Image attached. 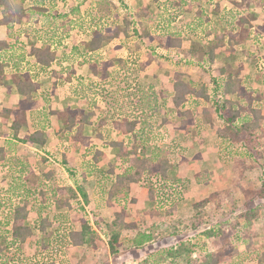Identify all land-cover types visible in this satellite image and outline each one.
I'll return each instance as SVG.
<instances>
[{
  "label": "rangeland",
  "instance_id": "1",
  "mask_svg": "<svg viewBox=\"0 0 264 264\" xmlns=\"http://www.w3.org/2000/svg\"><path fill=\"white\" fill-rule=\"evenodd\" d=\"M67 1L71 5L78 0ZM174 1L103 0L105 4L108 2L106 12L110 11L104 15L105 27L112 33H118V36L106 43L98 53L99 60L115 59V67L109 71L111 74L107 71L106 76L103 75L105 79L99 76L96 82L93 81L96 86L89 93L92 94L90 107L102 112L101 117L103 115V126L100 124L96 131L97 118L93 116L91 120V124L95 125L93 135L94 131L102 134L95 145L102 156L93 161L92 152L87 154L84 152L86 148L71 143L72 150L81 148L82 151H72L71 155L74 156H71L70 161L66 160V165L59 160L52 169L48 167L43 171L42 168L39 176V182L49 181L52 189L61 186L59 188L77 191V187H83L89 201L82 200L79 194L75 197L68 190L63 194L55 192L45 199L39 195L24 196L22 187L13 190L24 179L14 180L8 168L2 167L0 244L5 237L7 248L3 247L0 251V264H199L207 255L217 253L218 247L224 252L227 248L222 247L225 238L229 240L228 247L232 253L220 254L218 264H264V197L255 192L264 181V136H261L260 141L257 140L259 136H254L256 155L248 154L242 144L220 138L218 130L223 127L224 120L214 105L217 99L213 91L221 83L219 69L230 62L234 67H243L240 73L242 83L256 89L264 98V52L261 51L264 47V32L258 29L259 23L264 24V0L250 2L251 11L247 16L255 30L254 35L246 43L237 46L234 55L226 57L223 51L218 50L215 61L211 65L204 63V66L199 63L198 56L189 57L186 50L192 44L211 42L215 34L210 31L213 28L217 34H221L223 29L218 22L220 14L232 8L238 10L234 2L240 0H194L190 10L172 5ZM32 2L26 0L25 6H30ZM93 3L94 0H86L80 6L82 16H88L86 20H90L87 11ZM145 4L149 6L150 16L141 19L144 27L153 36L160 35L157 25L163 22L159 20V16L163 15L167 29L180 33V49L166 50L156 38H138L133 34L135 29L142 32L141 24L133 17L135 10ZM217 5L218 11L215 9ZM55 7L63 9L64 4L59 2ZM200 8L209 21L203 18V25L197 27L195 23L200 20L197 14ZM70 18L74 19V16L70 15ZM27 27L28 22L23 20L14 29L18 31ZM75 34L77 30L71 31V37L62 40L58 47L59 51L68 52L71 61H75L71 56V46L80 38L73 41L74 36H77ZM5 38L6 29L1 26L0 40ZM30 40L40 45L34 34H30ZM7 41L14 42L9 38ZM20 41L24 45L28 42L23 35ZM81 47L78 45L79 49ZM118 59L124 60L127 68L125 72L120 71ZM127 74L135 76V87L131 84L130 91L129 85L122 84V77ZM176 75L194 90L205 86L203 88L212 96L208 101L188 96L184 107L193 108L198 119V126H190L188 133L179 129V120L174 115L171 98ZM116 85L120 86L123 91L121 95L127 99L120 95L118 102L115 101ZM138 87L143 90L137 92ZM257 105L263 108L264 101H259ZM117 108L121 116L116 119L139 118L136 126L139 138L123 137L111 128L112 119L116 116L111 115L112 110L116 112ZM147 138L150 139V146L158 144L161 149L169 150L172 167L166 177L145 173L138 182L130 185L127 197L123 189L114 192L111 200H108V189L114 176L122 171V166L118 149L109 147L105 141L123 140L128 158L140 160L150 156L151 148H146ZM66 166L71 167L72 171H67ZM111 166L114 167V175L108 173ZM47 170L52 172L49 179L44 176ZM83 172L87 173L86 181L81 179ZM26 188L34 187L27 184ZM149 190L154 192V200H150ZM58 196L61 199L56 201ZM26 199L32 210L27 215L26 224L32 229L33 236L18 245L7 234V213L10 208L22 206ZM64 199L69 205L60 207L59 202ZM201 202L203 216L201 214V221L192 226L197 214L195 206ZM122 207H125L126 222L132 226L120 228V243L116 246L117 252H113L108 243L111 234L108 225ZM252 209L256 210V216L248 222L243 213ZM80 219L87 220L91 226L94 241L75 245L71 242L69 232L78 228ZM221 224H224L225 234L222 237L225 238L208 236L204 232L207 229L218 231ZM141 234L150 236V239L142 246L133 245L130 241ZM179 242L186 244L190 251L173 256L169 250L174 251Z\"/></svg>",
  "mask_w": 264,
  "mask_h": 264
},
{
  "label": "trees",
  "instance_id": "2",
  "mask_svg": "<svg viewBox=\"0 0 264 264\" xmlns=\"http://www.w3.org/2000/svg\"><path fill=\"white\" fill-rule=\"evenodd\" d=\"M32 1V4L27 7L25 6L26 0H0V10L2 13L0 17V25L6 28L9 38L13 39L14 41L12 43L0 41V71L5 64L13 66L16 71L15 74L17 78L15 82L16 90L23 96V99L19 103L18 109L10 112L8 111V113L13 115L11 128L15 137H17L21 127L23 124H25L24 121L26 119V114L32 110V104L35 101L34 93L39 89V84L35 80L38 72H46V69L48 67H52L54 64L58 65V67H60L63 72H68V67L70 68V66L57 59V51L58 47L62 43V40L71 37V31L77 30L76 35L82 34V41H84L83 43H86V46L91 49L89 54H83L82 56L79 52L78 46L72 44L71 56L73 59H75L74 63L77 65L88 63L90 72L92 70L93 75H97L98 72H102V79H105L103 75L106 76L107 70L113 66L116 61L115 59L103 61L98 59V52L104 47V45L118 36V33H112L108 27H105V22L103 21L104 15L110 12L109 10L106 12L108 2L105 4L103 0H94V3L87 11V14L90 16V20H86L88 16H82L80 9V6H82L86 0H78L76 4L74 3L75 5H70L67 0ZM192 1L194 0H175L172 5L181 7L182 9L186 8L187 10H190L193 5ZM250 1L251 0H240L234 2L236 8H239L238 10L232 8L228 10L227 13H221L218 22L220 23L223 32L221 34H217L216 29H211L210 31L215 33L211 42L208 44H192L186 50L187 55L189 57L198 56V61L199 63L201 62V66H204V63L211 65L215 61L218 50L223 51L226 57L234 55L236 53V47L247 42V40L250 39L255 33V30L252 29V25L246 11L243 9ZM59 2L64 4L63 9H56L55 5ZM218 7L219 6L217 5L215 8L216 11H218ZM197 14L200 16V20L195 23L197 27L203 25L204 19L209 21L208 17L204 15L205 13L202 8H200ZM70 15L74 16V19L70 18ZM144 16L147 18L150 16L149 6L147 4H145L143 7L141 6L139 9H136L134 12L133 18L138 21L137 23L141 24L142 30V32H139L136 29L133 30V34H135L136 37L142 38L146 36L149 39L156 38L159 41V45H161L166 50H170L172 48L180 49L182 42L180 33L167 29L168 25H165L163 20L165 17L163 15L159 16V20H162L164 23L161 22L160 25H157L160 30V35L156 37L144 27V24L141 20ZM23 20L28 22V27L25 29L20 28L18 31L15 30L14 26L17 24L20 25ZM90 24H92L91 27ZM258 27L260 32H264V24ZM30 34H34L37 41L40 42V45L37 46L35 41L30 40ZM19 35H23L26 38L28 41L26 42V45L20 41ZM75 39L77 38L74 36L73 41H75ZM29 57L33 60H31ZM63 62L68 61L65 60ZM117 63H120V71L125 72V69L127 68H125L126 64L124 60L118 59ZM98 65L100 66L99 69L97 68ZM242 69V66L239 65L234 67V65L230 62L226 63L222 68L219 69L218 76L221 83L217 84L215 87L216 90L214 88L213 91H215L216 96L220 95V98L219 101L214 103V105L224 120V125L218 130V136L223 140L242 144L244 150L248 152V154L255 153L256 155V138H254V136H259V138H257L259 141L262 139L261 136H264L263 108L257 105L259 101H262V96L257 93L256 89L254 90L247 84L245 85L242 83L243 80L240 76ZM48 74H56V71L51 69L49 70ZM44 75H46V73ZM69 76L75 77L74 81L76 82L75 86L72 87V94L74 96H78L80 99H86L90 105V101L92 100L90 95L92 94L89 93L94 91V82L91 80L85 81L84 78L80 76V74L76 73ZM176 76L177 78L173 83V95L171 98L173 107L175 108L174 115H176V118L179 120V129L183 130L184 133H188L190 126H198V119L195 110L193 108L184 107L188 96L192 95L196 98L201 97L207 101L211 100L212 96L207 92L206 88H203L205 86H201L199 90H194L193 87L191 88V86L184 82L182 78H180L178 75ZM122 80V84L125 85L126 83L125 86L129 85V91L131 84L133 87H135V84L133 83V80L135 81L134 75H123ZM213 81L215 82V78ZM218 86L220 88L218 90V94H216ZM122 87L124 86L122 85ZM117 88L118 89L115 90L114 98L115 101L118 102L117 99L120 97L123 91L120 86ZM142 90V87H138L137 92H141ZM121 97L123 99H127V97H124V95H121ZM138 101H140V98H138ZM114 111L112 110L111 115L113 116L116 114V116L112 119L113 121L111 122V128L118 131L121 135H123V137L133 136L134 138H139L140 135L137 134L136 129V126L139 123V118L133 116L132 118L126 117L124 120L121 118L116 119L121 115H119L120 113L118 108V112ZM65 112L67 122L65 128L68 131V135L66 136L69 137L73 143L80 142L82 145H84L86 148L85 152L87 154L92 152L93 161H97L98 158L102 156V152L96 149L95 145H90L92 139L91 136H85L83 134L84 125L90 123L88 117L94 115V113L91 110L85 112L80 108H66ZM41 113L45 116L48 115V113L45 111H42ZM102 117H97L95 131L103 124ZM47 127H49L48 119L40 125L36 124L35 122L33 126V132L26 134L22 140L24 142L36 143L41 146L44 145L45 140L43 138V132ZM95 135L97 138L102 137V134L98 131ZM146 141L147 148L151 145V142L149 138H147ZM105 144L109 147L118 149L122 166V171L114 176V179L111 182V187L108 189V200H111V196L114 194V192L122 191L123 189L125 190L124 195L127 197L130 190V185L138 182L143 174L147 173L149 175H159V177L165 178L169 168L172 167L168 153L169 150L161 149L158 144L150 146V156L146 159L140 160L136 158H128L126 146L123 140L105 141ZM59 160L63 165H66L65 163L67 161L65 156L61 157ZM0 164L3 168H8L14 180L20 181V179H24L23 183L18 182L17 186L13 187V190H17L22 187L24 189L22 191L24 194L22 195L24 196L27 194H31L33 196L39 195L45 199L51 194L54 195L55 192L59 191L63 194L68 190L75 197L79 194L82 197V200L87 203L89 201L88 194L83 187H77L78 192L65 187L59 188L61 186H55L54 189H52L50 185L51 183L49 181L42 180L39 182V176L31 173L20 160L16 162H10L9 160L6 162L4 158V148L2 147L0 148ZM66 167L68 169L67 171H72L71 167ZM108 171L110 175H114L115 173L113 166H111ZM51 173V171H47L46 174H44L45 179H47L49 176L51 177ZM86 178L87 173L83 172L81 175L82 181H86ZM27 184H30V187L34 188H26ZM41 184L43 185L42 187ZM255 192L257 195L264 197V181L261 182L260 189ZM148 194L150 200H154V192L149 190ZM60 199L61 198L58 196L56 201ZM28 203L29 201L26 199L22 206L10 208L9 212L7 213L8 218L6 222L7 226H9L7 234H9L11 241L17 243L18 245L24 244L27 239L33 236L32 229L28 224H26L27 215L32 211L31 207L28 206ZM59 203L60 207L69 205L66 199ZM102 206L98 207L101 208ZM201 206L202 202L197 203L195 206L197 214L194 218L192 226H196L201 221V214L203 216V212L200 209ZM255 216L256 210L254 209L243 213V217L248 222L251 221V219H253ZM125 219V207H122L119 212L115 213L114 220L110 225H108V228L111 230L108 243L109 248L113 252H117L116 246L120 243L122 227L132 226V224L126 222ZM219 227L220 228L218 231H215L214 229H207L204 232L208 236L221 238L222 235L225 234L223 233L224 224H221ZM41 230L44 231V228ZM92 234L93 232L91 226L88 224L87 220L84 219H80L79 226L76 228V230L73 229L69 232L71 242L75 245L91 243L94 241ZM222 238L225 237L223 236ZM3 239L4 240L1 243L2 245L0 244V251L3 249V247L5 249L7 248L5 244V237ZM149 239L150 236L141 234L138 237L133 238L130 242L133 243V245L142 246L143 243ZM228 246V238H225V240L223 239L222 247H227L225 249L223 248L224 252L230 255L232 252L231 248ZM189 249L190 248H188L186 244L179 242L176 249L174 251L170 249L169 253L173 256H177L182 255L183 253H188L190 251ZM218 249L219 250L217 253L207 255L206 259L199 264H218L220 254H225L221 247H218ZM45 264H53V262Z\"/></svg>",
  "mask_w": 264,
  "mask_h": 264
},
{
  "label": "crops",
  "instance_id": "3",
  "mask_svg": "<svg viewBox=\"0 0 264 264\" xmlns=\"http://www.w3.org/2000/svg\"><path fill=\"white\" fill-rule=\"evenodd\" d=\"M250 2L247 6H245V11L248 13V15H250L249 13L251 11L249 8L252 6ZM259 24L262 25V22ZM79 36L80 38H78ZM75 37L78 38V45L82 46L81 49H79V52L81 54H89L91 49L86 46V43H83L84 41H82V34H79ZM8 38L9 36L6 30V38L1 39L0 41H7ZM77 43H75V45H77ZM36 45L38 46L39 44ZM100 51L98 53H100ZM261 51L264 52V47L261 48ZM30 59L33 60L32 58ZM57 59L70 66V68L68 67V72H63L60 67L55 64L52 67H48L46 72L44 71L46 75H44V72H38L35 80L39 84V89L34 93L35 101L32 104V110L26 114V119L24 121L25 124H23L21 127L17 137L13 135V130L11 128L13 115L8 113V111L10 112L18 109L19 103L23 99V96L16 90L15 82L17 78L15 74L16 71L13 66L5 64L0 71V148H4V158L6 162L9 160L10 162H16L20 160L23 165L36 176L41 175L40 171L42 168L43 171L46 170L44 168L48 167H51L52 169L54 164H57V161H59V159L63 156H65L67 161H70V158H72L71 156H74L71 155L72 151H77L78 153L79 151H82L81 148L72 150L71 143L76 147L83 146L85 148V146L80 142L73 143L69 137L66 136L68 135V131L65 128L67 124L65 112L66 108H80L85 112L91 110L94 115L88 117L90 123L84 125L83 134L85 136L92 137L90 145H96L100 141V139L96 137L95 131L93 135L92 130L95 125L91 124L93 123L91 120L93 116L97 118L102 112L100 113L98 109L90 107L86 99H80L78 96H74L72 94V87L75 86L76 82L74 81V78L70 77L69 75L74 73L80 74L82 76L84 75L85 81L91 80L96 82V79L99 76H102V73L98 72L97 75H93L92 70L90 72L88 63L77 65L74 63V60H70L68 52L63 50L57 51ZM62 60H66L68 62H63ZM113 67H115V63L107 70L109 74H111L109 71H111ZM97 68L99 69L100 66L98 65ZM51 69H54L56 74H48L49 70ZM263 101L264 98L261 102ZM42 111L47 112L48 115H42ZM47 119L49 122V127H47L43 132V138L45 140L44 145L41 146L36 143L24 142L22 140L26 134L33 132V126L35 122L36 124L40 125L43 124ZM116 132L118 133V131ZM85 150L86 149H84V152ZM1 169L2 165L0 164V170Z\"/></svg>",
  "mask_w": 264,
  "mask_h": 264
},
{
  "label": "built area",
  "instance_id": "4",
  "mask_svg": "<svg viewBox=\"0 0 264 264\" xmlns=\"http://www.w3.org/2000/svg\"><path fill=\"white\" fill-rule=\"evenodd\" d=\"M219 98H220V95H217L216 96V99H217L216 101H219Z\"/></svg>",
  "mask_w": 264,
  "mask_h": 264
}]
</instances>
